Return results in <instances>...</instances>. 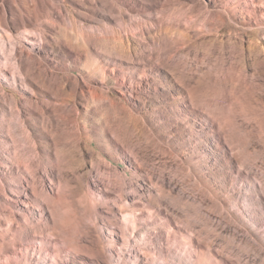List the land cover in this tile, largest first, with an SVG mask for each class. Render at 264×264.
I'll return each instance as SVG.
<instances>
[{"label":"rangeland","instance_id":"obj_1","mask_svg":"<svg viewBox=\"0 0 264 264\" xmlns=\"http://www.w3.org/2000/svg\"><path fill=\"white\" fill-rule=\"evenodd\" d=\"M238 2L0 0V264H264Z\"/></svg>","mask_w":264,"mask_h":264},{"label":"bare ground","instance_id":"obj_2","mask_svg":"<svg viewBox=\"0 0 264 264\" xmlns=\"http://www.w3.org/2000/svg\"><path fill=\"white\" fill-rule=\"evenodd\" d=\"M262 2L263 0H239L238 4H233V6L230 7L231 12L233 14H237L239 12L242 15L246 16L250 13L257 15L258 11L261 12L262 10H264V4H262ZM185 95H189V93L186 92ZM248 183L253 193L264 192V182L258 175L253 174L249 176Z\"/></svg>","mask_w":264,"mask_h":264}]
</instances>
